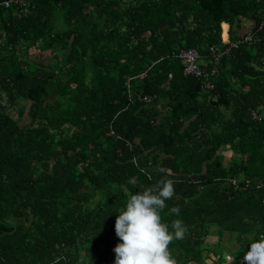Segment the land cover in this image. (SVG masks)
<instances>
[{"label":"trees","instance_id":"obj_1","mask_svg":"<svg viewBox=\"0 0 264 264\" xmlns=\"http://www.w3.org/2000/svg\"><path fill=\"white\" fill-rule=\"evenodd\" d=\"M5 1L0 264H115L118 209L168 173L162 223L187 227L177 264H205L211 227L244 257L264 236V30L218 63L209 49L222 23L230 41L263 20L264 0ZM190 48L210 91L182 73Z\"/></svg>","mask_w":264,"mask_h":264},{"label":"clouds","instance_id":"obj_2","mask_svg":"<svg viewBox=\"0 0 264 264\" xmlns=\"http://www.w3.org/2000/svg\"><path fill=\"white\" fill-rule=\"evenodd\" d=\"M168 175L142 192L130 195L125 208L118 209L115 231L121 243L113 249L115 264H177L169 245L174 239H184L187 227L179 218L162 223V214L168 208L166 201L174 197L176 183ZM135 182V178L128 181ZM124 191L127 194L128 189L125 187ZM180 211L179 207H172L170 214L179 217ZM242 264H264V236L250 244Z\"/></svg>","mask_w":264,"mask_h":264},{"label":"built area","instance_id":"obj_3","mask_svg":"<svg viewBox=\"0 0 264 264\" xmlns=\"http://www.w3.org/2000/svg\"><path fill=\"white\" fill-rule=\"evenodd\" d=\"M32 0H7L2 3L4 8H10L12 4H16L19 6L20 10L24 13L27 11L28 3ZM264 30V19L260 20L257 24H255L252 28H247L245 32L239 37L238 39H232L228 40L227 42H224V45L221 48H217L215 46H211L209 49L210 56L212 60L216 63H218L224 56L229 55L232 51L238 49V47L245 43H250L253 38L256 37L257 34L261 33ZM177 58L180 62V65L182 67V73L184 76H190L195 79L200 80L201 82V89L203 91H210L213 89V83L211 82L210 78H214L216 75L215 70L211 72H207L205 69H203L202 66L198 63V53L195 49H183L180 50L177 54ZM147 101V99H144ZM252 118L256 121H261L262 115L258 110L252 111ZM112 133V132H111ZM228 182L232 184L233 186H238V181L235 179H229ZM243 188H252L255 189L261 188L262 184L257 183L254 186L250 181H244ZM262 203L264 204V195L262 197ZM228 257H231L229 259ZM244 257H241L236 260L235 257L232 255H225L223 258V261L221 264H242Z\"/></svg>","mask_w":264,"mask_h":264},{"label":"crops","instance_id":"obj_4","mask_svg":"<svg viewBox=\"0 0 264 264\" xmlns=\"http://www.w3.org/2000/svg\"><path fill=\"white\" fill-rule=\"evenodd\" d=\"M223 25V26H222ZM224 25L227 26V29L224 27ZM226 29V30H225ZM221 38H222V42H227L230 39V26L228 24L222 23L221 24ZM226 31V32H225ZM225 32V33H224ZM226 34V40L224 39V35ZM229 152L228 154H225L226 157H228V155L230 156ZM222 241V244H221ZM220 241V238H212V239H207L206 243L207 245L210 247L211 251L209 252V254L206 257L205 263L206 264H212L213 262H220L221 261V257L223 256V258L225 257V255L229 254L232 256H236L237 254V249L239 248V245L236 244V236L231 235V234H227V233H223L222 239ZM232 244L234 247V252L228 253L227 251L224 250H219V246H225L228 244ZM223 255H222V254ZM217 260V261H216ZM223 261V260H222ZM221 261V262H222Z\"/></svg>","mask_w":264,"mask_h":264},{"label":"rangeland","instance_id":"obj_5","mask_svg":"<svg viewBox=\"0 0 264 264\" xmlns=\"http://www.w3.org/2000/svg\"><path fill=\"white\" fill-rule=\"evenodd\" d=\"M224 27H225V25H224ZM231 37H233V35H231ZM224 39L226 40V34L224 35ZM49 56H50L49 53H44V55L41 57L42 62L47 61L49 59ZM222 236H223V233L220 232L218 228L211 227L210 230H209V236L207 237V239L209 240V239H212V238H220V241H221ZM221 244H222V241H221ZM218 248H219V250H224V251H227L228 253L234 252V247H233V245L231 243L228 244V245H225L224 247L220 245ZM237 251H241L240 247L237 249Z\"/></svg>","mask_w":264,"mask_h":264}]
</instances>
